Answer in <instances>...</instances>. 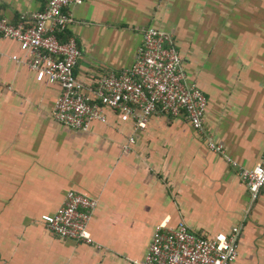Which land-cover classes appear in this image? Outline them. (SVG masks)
Segmentation results:
<instances>
[{"label": "crops", "instance_id": "0c3cea01", "mask_svg": "<svg viewBox=\"0 0 264 264\" xmlns=\"http://www.w3.org/2000/svg\"><path fill=\"white\" fill-rule=\"evenodd\" d=\"M47 4L0 0V17L17 23ZM68 10L74 23L60 40H77L75 74L86 89L131 69L148 28L172 34L188 82L208 98L206 132L162 113L136 130L109 108L106 123L68 128L53 116L60 86L39 82L27 52L4 40L0 264H134L166 220L206 238L239 227L233 264H264V194L254 199L240 178L264 157V0H85ZM71 190L99 201L90 223L95 245L62 240L41 222Z\"/></svg>", "mask_w": 264, "mask_h": 264}, {"label": "built area", "instance_id": "2783aa9c", "mask_svg": "<svg viewBox=\"0 0 264 264\" xmlns=\"http://www.w3.org/2000/svg\"><path fill=\"white\" fill-rule=\"evenodd\" d=\"M84 2L48 0L46 9L30 18L24 15L17 23L0 17V46L7 39L18 42L29 55L28 64L37 80L60 86L54 119L68 128L87 131L93 122H107L105 108H109L120 112L124 122L133 121L136 130H145L151 117L162 113L186 116L192 128L204 134L208 98L188 82L183 56L168 32L148 28L131 69L104 75L95 87L85 88L75 74L82 57L77 40L59 38L74 23L68 9ZM14 60L20 62L17 56ZM208 146L224 153L212 138ZM240 178L254 199L264 194V157L256 168L240 170ZM98 205L97 198L71 190L57 212L43 215L41 222L62 240L95 245L89 227ZM240 236V228L235 227L228 235L200 237L185 222L173 227L166 220L156 227L144 260L134 264H233L239 256Z\"/></svg>", "mask_w": 264, "mask_h": 264}, {"label": "trees", "instance_id": "16d2710c", "mask_svg": "<svg viewBox=\"0 0 264 264\" xmlns=\"http://www.w3.org/2000/svg\"><path fill=\"white\" fill-rule=\"evenodd\" d=\"M59 38L62 40H64V38H65V40L66 39H68V38H70V35H68V34H64V33H61L60 35H59Z\"/></svg>", "mask_w": 264, "mask_h": 264}, {"label": "rangeland", "instance_id": "374dc122", "mask_svg": "<svg viewBox=\"0 0 264 264\" xmlns=\"http://www.w3.org/2000/svg\"><path fill=\"white\" fill-rule=\"evenodd\" d=\"M89 230H90V227H89ZM91 231V230H90Z\"/></svg>", "mask_w": 264, "mask_h": 264}]
</instances>
